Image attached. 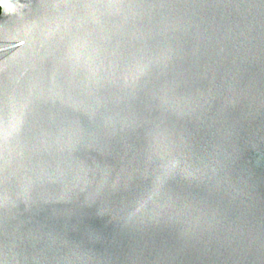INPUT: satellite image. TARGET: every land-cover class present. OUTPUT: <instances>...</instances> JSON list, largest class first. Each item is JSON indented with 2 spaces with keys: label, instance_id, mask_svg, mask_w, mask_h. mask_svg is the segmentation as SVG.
Here are the masks:
<instances>
[{
  "label": "water",
  "instance_id": "water-1",
  "mask_svg": "<svg viewBox=\"0 0 264 264\" xmlns=\"http://www.w3.org/2000/svg\"><path fill=\"white\" fill-rule=\"evenodd\" d=\"M0 264H264V0H0Z\"/></svg>",
  "mask_w": 264,
  "mask_h": 264
},
{
  "label": "snow or ice",
  "instance_id": "snow-or-ice-1",
  "mask_svg": "<svg viewBox=\"0 0 264 264\" xmlns=\"http://www.w3.org/2000/svg\"><path fill=\"white\" fill-rule=\"evenodd\" d=\"M171 176H179V173H171L170 174ZM168 179V177H165V180H167ZM159 187L161 188V190L162 191H166L167 189H166V185H165V183L164 182H162L161 183V185H159Z\"/></svg>",
  "mask_w": 264,
  "mask_h": 264
}]
</instances>
